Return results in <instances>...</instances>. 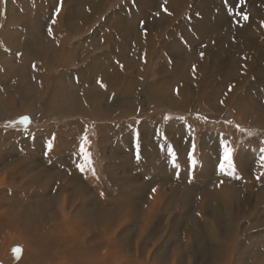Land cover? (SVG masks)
<instances>
[{
  "label": "rangeland",
  "instance_id": "obj_1",
  "mask_svg": "<svg viewBox=\"0 0 264 264\" xmlns=\"http://www.w3.org/2000/svg\"><path fill=\"white\" fill-rule=\"evenodd\" d=\"M57 7H66L64 62L57 44L64 36L57 30L52 42L45 36L59 17ZM145 39L150 41L148 54L131 51ZM25 43L33 45L31 53L23 50ZM43 57L51 59L36 70ZM24 117L30 123H20ZM84 135L96 176L76 167L84 162L79 152ZM222 145L233 150L241 178L223 175L217 184ZM261 149L264 0H245L243 5L239 0H0V174L11 168V184L46 192L54 207L42 216L51 225L63 205L79 215L78 234L98 236L100 226H89L90 204L124 213L115 198L143 189L136 197L146 199L139 214L156 206L148 213L155 211L149 230L130 220L118 235L122 241L126 234L131 237L129 244L117 247L124 251L138 237L141 261L133 264H146V259L147 264H198L196 256L188 255L183 237L179 241L171 231L181 226L182 233L198 232L205 240L206 216L220 213L226 220L233 210L241 213L235 216L239 238L223 243L237 240L235 244L250 250L237 264H264V176L257 179L264 172ZM146 181L150 187L144 189ZM101 183L104 188L98 187ZM4 187L0 196L8 200L6 191L12 188ZM79 192L82 197L73 195ZM221 203L225 206L219 207ZM199 204L204 205L202 212ZM26 221L2 218L0 229ZM12 232L4 234L0 246ZM96 240L110 243L112 238ZM260 249L263 260H255ZM163 253L168 255L161 258Z\"/></svg>",
  "mask_w": 264,
  "mask_h": 264
},
{
  "label": "bare ground",
  "instance_id": "obj_2",
  "mask_svg": "<svg viewBox=\"0 0 264 264\" xmlns=\"http://www.w3.org/2000/svg\"><path fill=\"white\" fill-rule=\"evenodd\" d=\"M64 12L65 9L58 12L59 17L56 23L53 24L54 26L52 28V33L54 34L56 30L59 31L57 35L61 38L62 35L66 32L65 29H62L61 32V27L64 26L62 22L63 15L65 14ZM56 24L58 25V27H56ZM45 36L50 42H52L51 36L48 35V32L45 33ZM63 36V39L58 41L57 44H60L62 46V50H58V54L60 56V61L64 59V62L65 60H67V49L65 50V42H67V39L65 35ZM26 37L28 38V34H26ZM149 44L150 41L147 40L144 46L140 48L141 53H149ZM55 46L56 48H58L57 45ZM9 47L10 45L8 46V48ZM23 50L31 53L33 50V45L31 43H25L23 46ZM43 58L44 60L42 62L37 63L38 67H36V70L38 68H42V64L48 60L45 59V57ZM50 59L48 61H50ZM146 59L147 58H145L144 61H146ZM52 61L57 64L60 62L56 56H54ZM23 66L24 65H22V67ZM21 70L22 68L16 70V76H21ZM37 72L38 71H36L35 73L37 74ZM35 76L36 75H34V78L37 77ZM8 100L9 99H7V101ZM205 170L206 168L202 166V171ZM11 172L12 170L10 168L9 171L2 170L0 174V190L7 188L4 186H8V189L12 188L11 191H6V193H8V200L3 199V196H0V209L4 208L5 211L4 213L0 211V220L2 218H24L27 221L24 224L20 223L19 226L5 225L4 228L0 229V239H2V237L6 232H8V230L13 231L11 236H7L3 239L4 242L0 246L1 264H117L115 260L119 258L124 260L123 264H133L134 260L138 262L141 261V254L137 250L138 237L134 239V245H129L125 251L123 249L118 250L117 247H119L121 243H130V235H125V241H122L123 239L118 238L119 232L123 227L126 226L127 223H129L130 220L135 224H142V230L145 232H147L150 228V223L153 221L151 217L152 214H155V211H153L151 214L148 213H150L151 210H153L156 206L153 203L150 205V209L146 214H143V212H140L139 214L138 206L144 200L146 201V199L141 200L142 198L136 197L143 191V189H140L137 194H133L127 191L126 197L125 195H118L115 198V202L122 206V211H124V213H117L113 206L103 207L90 204L88 213H90L92 216V219H89L92 224L89 226L98 224L100 226L99 228L101 230V233L98 236H90L88 234L80 235L76 231L77 227H81V225L79 224V215L77 213H73L71 211L67 212L64 210L63 205H61L58 209L59 216L56 217L55 224L51 225L50 221L44 218L45 216H42L43 213H49L54 207V203L51 204L52 201L50 197L46 195V192L43 191L24 190V184L22 183H20L19 187L11 184L9 182V178H11ZM24 176L25 175H23L22 177ZM89 179L94 183L95 180L91 175ZM129 181L134 183L135 179L130 177ZM28 185L34 187L32 183H29ZM105 185V183H101L98 187L104 188ZM114 185L118 186L117 189L122 187L119 184ZM148 187H150V182L146 181L142 185V188L146 189ZM69 190L70 188L66 191ZM71 195L72 194L69 193L68 197L64 196V199L69 198ZM73 195H76L79 198L82 197V193L80 192ZM104 201L107 202V200ZM123 203L125 204L123 205ZM230 203L233 204L234 202ZM153 205L154 207L151 209ZM199 205L201 212L202 207L203 210H205L203 204ZM221 205L225 206L223 203H221ZM239 214L241 213L233 210V214H228L226 220L224 219V217L220 216V213L218 214V217L208 214L206 216L208 219L207 225H205L204 227L207 228V230L206 232L203 231L204 233H206L205 235H207L205 240H201V234L198 232L194 235L192 233H182L181 226L173 228V231L170 230L171 232H173L171 237L178 238L179 241H181V238L183 237L182 243L184 244L185 248L189 250L188 255L192 256V258L196 256L198 259L196 260L198 264H237L240 256L243 257L242 255L244 254H251L250 250L241 247L240 244H235L239 243V241L237 240H233L231 244H225L223 242L226 238H239L238 233L240 232V224L239 226H237L239 222L235 217H239ZM141 215H143L141 217L142 221H140L141 218H138ZM226 224L228 225L226 226ZM68 225H71L72 229H69ZM117 227L119 228L115 231ZM163 231L164 232L160 234L165 235L166 231L168 230L165 229ZM151 232L154 231L152 230ZM71 237H73V240H71V242L73 243V247L69 243V239ZM103 238H112V240L110 241V243L108 240L105 242L96 240ZM85 240L88 241V243H86ZM190 240H193V245L190 244ZM81 243H84L86 246L89 244V246H87V248L81 247ZM17 248L21 249V252L19 254H17L15 251V249ZM113 250H115V252ZM262 253V249L255 252V254H257V259L255 258V260H263ZM87 254H90V256L85 257ZM165 255L168 254L163 253L161 258L165 257ZM92 256H98L101 258L99 260H93ZM178 256H176V258H178ZM143 263L147 264V259L144 260Z\"/></svg>",
  "mask_w": 264,
  "mask_h": 264
},
{
  "label": "snow or ice",
  "instance_id": "obj_3",
  "mask_svg": "<svg viewBox=\"0 0 264 264\" xmlns=\"http://www.w3.org/2000/svg\"><path fill=\"white\" fill-rule=\"evenodd\" d=\"M164 3L166 4L167 0H164ZM239 3L241 5H243L245 3V0H239ZM162 7H163V5H162ZM164 10L167 11L166 8ZM58 12H59V9H57V13ZM169 14H171V13H169ZM237 15H240V13H237ZM242 19L247 21L248 20L247 14H244L242 16ZM52 23L55 24L56 21L53 20ZM52 34H53L52 29L49 28L48 29V35L52 36ZM201 57H203V53H201ZM97 83H99L102 88H106V86L101 81L98 80ZM20 123L27 124V123H30V121L28 120L27 117H24L23 120L20 121ZM239 130L243 131V129H239ZM87 147H88V136L84 135L82 137L81 143L79 145V152H80V155L83 158L84 162L78 163L76 165V167L79 169V171L81 173L89 171V172H91V174L93 176H96L95 168L93 166L92 154H91V152L86 150ZM136 147H137L136 159H137V161H139L141 158L140 157V151H139V143H137ZM222 147H223V159L219 165L220 173L224 176H230L233 179L239 180L241 177L236 174V168L233 164V150L230 147H228L227 145H222ZM48 148H49V150H51L52 145L49 144ZM194 148H195V145H193V149ZM261 152L264 153V149H261ZM168 153L170 156H173V157L175 156L171 147H169ZM191 159H192V165H193V167H195L196 161L194 158H191ZM260 161H261V167L264 168V154L261 155ZM173 166L174 167L176 166L175 159H173ZM261 176H264V172L260 173V175L257 176V179L259 180ZM221 183H222V181H221ZM153 192H155V189H153ZM15 251L17 254H19L21 252V249L17 248V249H15Z\"/></svg>",
  "mask_w": 264,
  "mask_h": 264
},
{
  "label": "crops",
  "instance_id": "obj_4",
  "mask_svg": "<svg viewBox=\"0 0 264 264\" xmlns=\"http://www.w3.org/2000/svg\"><path fill=\"white\" fill-rule=\"evenodd\" d=\"M56 1V0H55ZM40 2V1H39ZM56 3V2H55ZM55 3H54V6H55ZM66 7H60V8H58L57 7V9H60L59 11H62L63 9H65ZM52 9H53V7H52ZM64 13H66V10H65V12ZM69 18H72V17H69ZM234 35H237L238 34V32H232ZM124 38H125V36H124ZM147 42V39H145L143 42H141V43H139V45H135V46H133V48L131 49V51H134V53H136L137 51V49H140V48H142L143 46H144V44ZM138 53V52H137ZM155 95V94H154ZM177 96H180V95H178V94H176ZM176 96V97H177ZM153 98V97H152ZM178 101L180 102L181 101V97L178 99ZM218 182H217V184L220 182L221 183V181H223L222 179H223V175H219L218 176ZM226 178V177H225ZM214 192V191H213ZM215 193H217V194H222V192H220V191H215ZM221 205V204H220ZM219 207H222V205L221 206H219Z\"/></svg>",
  "mask_w": 264,
  "mask_h": 264
},
{
  "label": "flooded vegetation",
  "instance_id": "obj_5",
  "mask_svg": "<svg viewBox=\"0 0 264 264\" xmlns=\"http://www.w3.org/2000/svg\"><path fill=\"white\" fill-rule=\"evenodd\" d=\"M125 38H126V36H125Z\"/></svg>",
  "mask_w": 264,
  "mask_h": 264
}]
</instances>
